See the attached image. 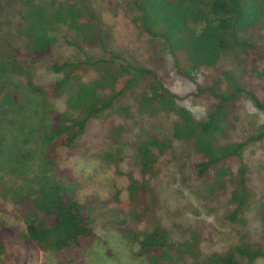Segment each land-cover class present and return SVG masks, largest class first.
<instances>
[{"label": "trees", "instance_id": "trees-1", "mask_svg": "<svg viewBox=\"0 0 264 264\" xmlns=\"http://www.w3.org/2000/svg\"><path fill=\"white\" fill-rule=\"evenodd\" d=\"M13 1L19 15L15 32L29 44L28 60L38 62L48 56L60 30L62 42L82 53L83 59L54 63L51 71L63 74V77L46 91L30 86L45 97L65 100L64 112L45 106L49 122L40 132V140L46 148L45 168L54 181L30 194L10 198L13 212L23 220L24 229L16 231L13 227L0 226L2 264L14 263L11 250L15 244L48 254L57 264L80 263L81 253L94 239L92 219L88 203L82 204L78 199L81 184L77 175L63 163L74 154L87 157L82 155L80 140L92 120L114 115L132 119L123 99L129 93H136L141 86L146 92L138 97L136 112L141 116L155 117L166 113L178 118L174 138L191 139L198 157L191 167L194 180L209 183L205 188L207 198L214 196L219 188L230 186L225 219L231 224H247L246 213L253 198L248 188L249 169L241 163L233 173L227 165L230 159L241 160L246 143L222 144L221 140L228 136V117L240 98L248 97L256 108L264 110V97L257 100L233 74L222 72L221 83L225 81L227 85L224 91L217 89L219 82H216L203 90L196 86L193 92L184 96L200 98L207 94L213 101L206 120L197 123L188 110L176 104L180 97L163 85L156 72L132 66L106 50L98 35L99 20L86 10L85 0L70 3L60 0ZM131 4L137 13L134 26L150 42L160 40L164 44L173 60L175 74L183 82H194L200 71L215 67L229 54L236 55L245 74L264 76V71L258 72V64H264V0H131ZM252 33L260 37V43L245 38ZM97 45L105 58H91L86 53V49ZM18 58L20 54H12L9 67L13 70L22 65ZM89 74H94L96 79L88 80ZM122 75L127 79L121 80ZM0 90L2 116L7 118L17 114L22 107L17 88L12 82H4ZM99 91L107 92V95H101ZM256 133L247 142L262 141L264 125ZM111 134L119 136L122 130L114 128ZM132 145L136 157L135 174L128 175L126 200L118 207L121 217L109 222L132 255L147 264H162L174 259L188 261V264H256L264 260V251L255 244H243L224 254L201 259L196 237L180 243L169 242L165 231L154 226L151 194V182L159 173L155 152H161L166 145L150 138L145 130L135 134ZM119 154L103 152L98 159L117 166L121 160ZM259 211L264 219V206H260Z\"/></svg>", "mask_w": 264, "mask_h": 264}, {"label": "rangeland", "instance_id": "rangeland-1", "mask_svg": "<svg viewBox=\"0 0 264 264\" xmlns=\"http://www.w3.org/2000/svg\"><path fill=\"white\" fill-rule=\"evenodd\" d=\"M85 1L86 10L99 20L98 35L106 50L132 66L156 72L163 85L180 97L176 104L188 110L197 123L206 120L213 101L207 94L200 98L184 96L193 92L196 86L203 90L216 82H219L217 89L224 91L227 85L225 81L221 83L222 72L233 74L242 86L252 91L257 100L261 101L264 97V76L255 77L248 75L249 72L245 74L235 54L223 57L213 68L200 71L194 82H183L176 76L173 60L164 44L160 40L150 42L134 26L137 13L131 0ZM18 16L13 0H0V87L4 82H12L22 106L17 114L7 118L0 112V226L22 231L23 220L13 212L10 198L30 194L54 181L45 168L46 148L40 140V132L49 122L46 105L59 112L65 111L64 99L45 97L30 86L32 84L46 91L63 77V74H54L51 66L64 61L82 60L83 54L62 42L63 32L60 30L48 56L38 62L28 60L29 44L15 32ZM256 35L252 33L245 38L258 44L261 39ZM14 53L20 54L17 61L22 64L15 70L9 67ZM86 53L91 58H105L99 45L86 49ZM246 70L249 71V68L246 67ZM263 71L264 64H258V72ZM116 73L120 75V72ZM243 73L244 76L241 75ZM122 77L123 81L127 79L124 75ZM87 79L95 80L96 76L89 74ZM143 88L141 86L136 93H129L123 99V105L129 108L132 119L114 115L92 120L80 140L82 155L87 157L74 154L63 163L77 175L81 184L78 199L82 204L88 203L92 219L94 239L89 248L81 253L79 264H147L126 249L124 240L109 224L111 220L121 217L118 207L126 200L128 175L135 174L133 163L136 157L132 144L140 130H145L150 138L166 145L161 152H155L159 173L151 182V194L154 198V226L165 231L169 242L180 243L196 237L201 259L212 254H224L243 244H255L264 251V219L259 211L260 206H264V139L247 142L264 125V110L256 108L250 98L241 97L228 117V136L221 140L222 144L246 143L241 160L230 159L227 165L233 173L241 163L247 166L250 179L248 188L253 195L251 207L246 213L247 224H231L225 216L232 188H219L214 196L207 198L205 188L209 183H200L193 178L191 167L198 161L193 151V141L177 140L173 136L178 118L173 114L148 117L136 112L138 97L146 92ZM99 93L107 95V92ZM114 128H120L122 134L113 137L111 131ZM103 152H120L121 160L117 166L99 160L98 156ZM11 253L14 263L10 264H57L50 255L32 251L20 244H15ZM162 264H188V261L174 259ZM256 264H264V260Z\"/></svg>", "mask_w": 264, "mask_h": 264}]
</instances>
